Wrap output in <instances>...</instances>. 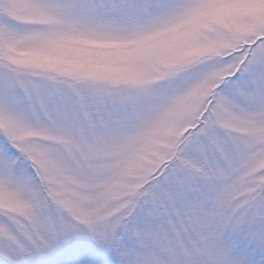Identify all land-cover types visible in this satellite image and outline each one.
Listing matches in <instances>:
<instances>
[{"label": "snow or ice", "instance_id": "1", "mask_svg": "<svg viewBox=\"0 0 264 264\" xmlns=\"http://www.w3.org/2000/svg\"><path fill=\"white\" fill-rule=\"evenodd\" d=\"M0 264H264V0H0Z\"/></svg>", "mask_w": 264, "mask_h": 264}]
</instances>
